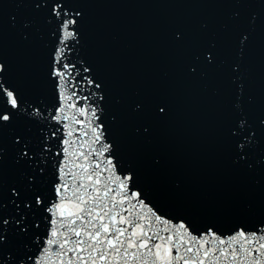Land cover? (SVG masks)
Wrapping results in <instances>:
<instances>
[{"label": "water", "instance_id": "obj_1", "mask_svg": "<svg viewBox=\"0 0 264 264\" xmlns=\"http://www.w3.org/2000/svg\"><path fill=\"white\" fill-rule=\"evenodd\" d=\"M55 2L0 0L2 78L21 104L0 125V264L46 260L56 188L81 182L78 164L109 203L131 177L126 206L154 230L159 216L214 249L264 234V0H60L59 16Z\"/></svg>", "mask_w": 264, "mask_h": 264}, {"label": "snow or ice", "instance_id": "obj_2", "mask_svg": "<svg viewBox=\"0 0 264 264\" xmlns=\"http://www.w3.org/2000/svg\"><path fill=\"white\" fill-rule=\"evenodd\" d=\"M35 7L39 9L41 4L38 2ZM62 10L63 4L60 0H56L53 3L54 14L59 16ZM238 15L237 13L236 16ZM75 23L74 19H65L62 27L67 29ZM70 35L72 34L67 33V36ZM176 38L182 39V34L177 35ZM246 39L247 37L244 36V40ZM214 48V44L210 45L203 53L205 62L210 66L216 63ZM191 70L195 72L196 68L193 67ZM235 70L238 71V67ZM5 71H7L6 65L0 63V97L4 98L2 105H7V107L0 105V125L10 122L12 115L21 111L20 98L15 89L5 86L6 82L2 78ZM55 75L63 78L64 72L56 71ZM95 87L99 88L100 85L96 83ZM139 108L140 106L137 105L138 110ZM164 112L165 109L160 107L159 114ZM104 150L107 151V147ZM22 155L27 153L23 152ZM80 156L85 160L88 159L84 153H80ZM108 163L111 161L109 160ZM77 166L86 175L81 176L80 183L73 182L71 186L63 183L56 188L60 195V203L54 205L55 212L52 214L60 219L54 218L50 222L53 227L50 238L46 241V260L42 259L39 264H149V257L151 264H206L209 258L212 259L213 264H219L221 258L225 260L230 258L234 264H264V234L257 238L255 234L249 235L240 231L230 240H219L220 245L227 244L228 247L214 249L207 247L209 241L199 237L186 240L179 229L173 233L167 227L168 221L162 220L159 216L155 217V223L162 227L154 230L151 219L135 214L126 206L131 205L135 209L136 205L132 204V201L139 202V194H129L125 188L131 177L120 181V191L112 196L109 203L105 198L114 190L105 185L103 192L101 191L99 187L102 183L101 173L93 171L89 174L87 165ZM68 175L73 173L69 171L66 173V176ZM12 191L18 195L15 189ZM66 192L71 194L64 195ZM117 196L120 199H117ZM146 219L147 224L143 223ZM78 222L80 226H76ZM8 223L7 219L0 220V245L6 243L3 228ZM183 227L180 225V228Z\"/></svg>", "mask_w": 264, "mask_h": 264}]
</instances>
